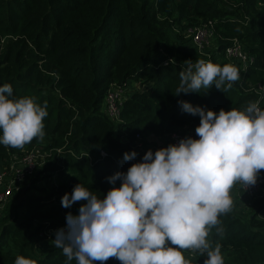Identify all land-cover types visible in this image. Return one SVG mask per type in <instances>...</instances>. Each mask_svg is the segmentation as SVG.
<instances>
[{
  "label": "trees",
  "instance_id": "trees-1",
  "mask_svg": "<svg viewBox=\"0 0 264 264\" xmlns=\"http://www.w3.org/2000/svg\"><path fill=\"white\" fill-rule=\"evenodd\" d=\"M208 21L215 41L207 49V61L229 64L227 48L238 38L254 63L227 92L213 85L177 96L173 91L187 68L185 61L203 59L185 32ZM129 80L145 85L147 92H133L119 119L112 120L103 112L105 97ZM4 84L12 86L13 98L34 97L48 115L42 140L34 139L22 150L0 144V164L37 145L62 148L64 159L62 165L57 154L54 168L29 177L4 208L0 264H15L18 256L35 264H65L62 249L51 243L56 235L47 238L46 231L66 223L69 212L78 215L86 201L63 207L62 197L82 183L104 198L122 184L107 178L142 161L151 134L166 142L165 135L179 131L198 139L200 116L183 111L179 101L217 113L243 110L249 102L264 110V0H0V86ZM132 151L136 157L125 161V153ZM48 169L59 174V183L38 185ZM239 200L244 201L237 195L232 210L218 217L208 239L213 247L220 245L224 264H264V219L258 214L264 197L251 202L252 209L260 205L249 224L235 211L242 205ZM182 251L190 264H204L206 254L197 251L191 258ZM104 264L121 262L110 258Z\"/></svg>",
  "mask_w": 264,
  "mask_h": 264
},
{
  "label": "clouds",
  "instance_id": "clouds-1",
  "mask_svg": "<svg viewBox=\"0 0 264 264\" xmlns=\"http://www.w3.org/2000/svg\"><path fill=\"white\" fill-rule=\"evenodd\" d=\"M185 62L173 91L177 96L213 85L227 92L240 78L232 64ZM12 92L10 84L0 86V144L22 150L44 138L48 113L34 97L16 99ZM179 104L200 116L198 139L186 137L155 152L149 149L126 173L107 178L113 185L117 180L122 184L104 198L82 183L62 197L63 207L86 201L78 215L67 214V227L57 230L51 241L62 249L65 264H104L110 258L121 264H190L182 250L206 254L204 264H224L220 245L213 247L208 239L209 230L232 210L234 185L239 182L247 189L264 170V110L258 102L218 113L184 100ZM136 155L126 152L124 160ZM15 264L35 261L18 256Z\"/></svg>",
  "mask_w": 264,
  "mask_h": 264
},
{
  "label": "built area",
  "instance_id": "built-area-1",
  "mask_svg": "<svg viewBox=\"0 0 264 264\" xmlns=\"http://www.w3.org/2000/svg\"><path fill=\"white\" fill-rule=\"evenodd\" d=\"M185 36L195 43L191 44L197 52L201 55H207V49L211 48L215 41L214 26L211 21H208L193 27H188ZM226 57L227 59L234 58L238 60L236 67L239 68L240 78L248 65L254 63V57L249 54L238 38L233 39L232 45L227 48ZM203 60H206L205 56L203 57ZM260 88H262V86ZM127 98L128 97L123 96L122 90L113 88L109 89L105 97V108L103 109V112L112 120H118L123 104ZM140 136L141 134L138 135V138ZM165 136H167L168 141L166 142L163 139L164 147H167L170 144L179 143L183 138L192 137V134L190 132L179 131L169 133ZM62 152V148H47L45 145H37L31 150H24V153L21 156L13 154L9 164H0V218L11 197L22 190L29 177L38 174L40 170H44L47 167L54 168L55 164L53 160L57 154H59L58 161L63 165L64 157L61 156ZM101 154L102 156H106V152L104 151H102ZM233 188L236 189L239 198L244 200H239L242 205L238 208L236 206L235 211L244 215L253 205L251 202L264 197V170H261L259 173L255 185L249 186L245 189L239 182H237ZM258 214L260 219H264V209L259 211ZM66 227L67 222L60 226L48 229L46 231L47 238L55 236L57 230ZM184 251L187 252L191 258L195 256V252H192L191 250Z\"/></svg>",
  "mask_w": 264,
  "mask_h": 264
},
{
  "label": "rangeland",
  "instance_id": "rangeland-1",
  "mask_svg": "<svg viewBox=\"0 0 264 264\" xmlns=\"http://www.w3.org/2000/svg\"><path fill=\"white\" fill-rule=\"evenodd\" d=\"M191 43L195 44L193 41H191ZM209 52L207 53V55H201V56H205L206 58H209ZM198 53V52H195ZM229 64H232L234 66H236L238 64V60L237 59H229ZM131 82V83H130ZM113 89H117V90H122L123 92V96L124 97H129L133 92L137 91V90H142V91H146V86L138 83V82H134L132 80H129L127 83L123 84V85H117L114 86ZM140 139H142V135L139 137ZM149 142L151 143V146L149 147V149H151L153 152H155L156 150L164 147V140H163V136H156L151 134L148 137ZM149 149H142L143 153L145 154ZM49 183L52 184H58L59 183V174L56 171L53 170H47L46 173H43V175L40 177V180L38 182L39 185L45 186ZM235 198H237V194L236 191L232 190V199L233 201H235ZM260 205V204H259ZM258 205V206H259ZM258 206H256L255 208L252 206L248 209V211L246 212V214H244L243 216L245 217V221L248 222V224L251 221L250 215H254L256 214V211H254ZM236 209V207H234ZM1 229V228H0Z\"/></svg>",
  "mask_w": 264,
  "mask_h": 264
},
{
  "label": "bare ground",
  "instance_id": "bare-ground-1",
  "mask_svg": "<svg viewBox=\"0 0 264 264\" xmlns=\"http://www.w3.org/2000/svg\"><path fill=\"white\" fill-rule=\"evenodd\" d=\"M115 86H117V85H115Z\"/></svg>",
  "mask_w": 264,
  "mask_h": 264
}]
</instances>
